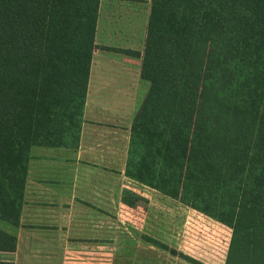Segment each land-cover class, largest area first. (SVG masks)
Listing matches in <instances>:
<instances>
[{
  "label": "trees",
  "instance_id": "trees-1",
  "mask_svg": "<svg viewBox=\"0 0 264 264\" xmlns=\"http://www.w3.org/2000/svg\"><path fill=\"white\" fill-rule=\"evenodd\" d=\"M99 3L0 0V218L12 224L32 131L49 122L40 83L58 76L44 56L90 55ZM146 31L127 176L231 228L225 264H264V0H151ZM63 76L76 90L78 73ZM15 243L0 231V249Z\"/></svg>",
  "mask_w": 264,
  "mask_h": 264
},
{
  "label": "crops",
  "instance_id": "crops-1",
  "mask_svg": "<svg viewBox=\"0 0 264 264\" xmlns=\"http://www.w3.org/2000/svg\"><path fill=\"white\" fill-rule=\"evenodd\" d=\"M104 1L90 55L44 56L45 71L58 73L40 83L36 117L49 122L36 123L32 131L19 223L0 218V231L16 239L13 250L0 249L2 264H119L118 255L126 259L122 264L162 263L147 262L146 251L135 254L131 245L136 215L131 189L147 186L126 174L132 123L147 94L137 52L144 50L151 0H120L127 7L118 8L120 20L114 27L100 23ZM72 72L80 78L72 82L76 90L71 92L73 79L63 75ZM70 96L73 101L67 100ZM121 192L128 232L119 234L115 220ZM169 206L174 213L179 209ZM190 209L196 219H211ZM185 232L194 236L190 227L184 238ZM116 241L123 243L116 247Z\"/></svg>",
  "mask_w": 264,
  "mask_h": 264
},
{
  "label": "rangeland",
  "instance_id": "rangeland-1",
  "mask_svg": "<svg viewBox=\"0 0 264 264\" xmlns=\"http://www.w3.org/2000/svg\"><path fill=\"white\" fill-rule=\"evenodd\" d=\"M119 1L120 0H106L103 2L102 6L100 5V23L102 26L109 25L114 27L117 25L120 20V10L118 11V8L127 7L125 1L124 3ZM148 19L146 18L147 24ZM144 82L146 83L148 91L149 83L146 80H144ZM144 185L147 187L144 188L140 186L141 189H131V202L132 205H135L134 207L132 206V208L136 210V215H133L131 220L130 235L132 236L131 245L133 246L134 244L137 249L135 250V254H138V251H146L144 260H147V262L162 260V263L158 262L157 264L226 263L227 252L232 238L231 228L213 218L207 220L201 216L203 220L196 219V215L192 214L190 206L182 203L178 198L170 197L163 194L158 189L146 184ZM155 195H157V197H155ZM118 196L119 198L116 200L115 221L116 233L120 234L123 231L128 232V230L126 229V224L123 223V220L126 221L124 212L126 207L124 206L125 202L123 201L122 192ZM155 199L156 204L153 202ZM169 203L177 204L179 209H176L174 213L170 210L172 206H169ZM137 206L142 209L139 213H137L139 211ZM155 207L159 210H156L154 214ZM150 209L152 210L151 212H149ZM186 227H190L194 236H189V234L185 232V236L187 237H183ZM201 228H204L205 232L201 231ZM184 239L186 241H184ZM194 241H199L201 243L198 244ZM154 242L159 246H154L152 244ZM122 243V241H116L115 245L117 247V245H122ZM169 251L178 255L171 257ZM116 261L122 264L126 259L124 256L118 255Z\"/></svg>",
  "mask_w": 264,
  "mask_h": 264
}]
</instances>
